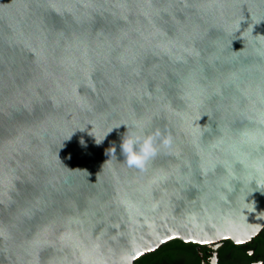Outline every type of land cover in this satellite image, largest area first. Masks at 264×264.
Wrapping results in <instances>:
<instances>
[{
	"label": "water",
	"instance_id": "1",
	"mask_svg": "<svg viewBox=\"0 0 264 264\" xmlns=\"http://www.w3.org/2000/svg\"><path fill=\"white\" fill-rule=\"evenodd\" d=\"M135 119L172 141L143 170L120 162L125 125L91 133ZM253 179L264 0H0V264L248 242L264 228Z\"/></svg>",
	"mask_w": 264,
	"mask_h": 264
},
{
	"label": "flooded vegetation",
	"instance_id": "2",
	"mask_svg": "<svg viewBox=\"0 0 264 264\" xmlns=\"http://www.w3.org/2000/svg\"><path fill=\"white\" fill-rule=\"evenodd\" d=\"M133 264H264V228L245 243L230 239L199 243L173 238L138 256Z\"/></svg>",
	"mask_w": 264,
	"mask_h": 264
},
{
	"label": "clouds",
	"instance_id": "3",
	"mask_svg": "<svg viewBox=\"0 0 264 264\" xmlns=\"http://www.w3.org/2000/svg\"><path fill=\"white\" fill-rule=\"evenodd\" d=\"M239 21L236 22L235 31L239 28ZM121 124L126 126V131L121 135L120 139V153L122 156V162L128 168H135L143 170L145 165L157 154L158 147H168L171 144V137L162 133L159 129L149 130L150 121L144 119H135L130 123H116L103 133V135L97 136L91 132L95 137V142L100 144L105 136L114 128L119 127ZM106 155L108 159L103 163L102 167L107 164L112 157H116V146L110 144L106 149ZM256 186L261 187L264 185V181L257 182Z\"/></svg>",
	"mask_w": 264,
	"mask_h": 264
}]
</instances>
